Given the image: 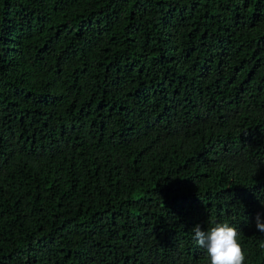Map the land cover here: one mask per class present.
Returning a JSON list of instances; mask_svg holds the SVG:
<instances>
[{
  "label": "trees",
  "instance_id": "1",
  "mask_svg": "<svg viewBox=\"0 0 264 264\" xmlns=\"http://www.w3.org/2000/svg\"><path fill=\"white\" fill-rule=\"evenodd\" d=\"M264 0H0V264H264Z\"/></svg>",
  "mask_w": 264,
  "mask_h": 264
},
{
  "label": "clouds",
  "instance_id": "2",
  "mask_svg": "<svg viewBox=\"0 0 264 264\" xmlns=\"http://www.w3.org/2000/svg\"><path fill=\"white\" fill-rule=\"evenodd\" d=\"M255 228L264 234V219L257 214ZM198 247L206 253L209 264H245V254L238 241L239 232L227 222L216 223L207 231L197 224L191 231ZM264 248V242L261 243Z\"/></svg>",
  "mask_w": 264,
  "mask_h": 264
}]
</instances>
